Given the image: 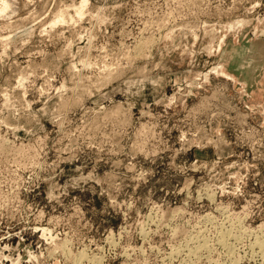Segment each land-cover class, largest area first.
<instances>
[{
    "label": "rangeland",
    "instance_id": "rangeland-1",
    "mask_svg": "<svg viewBox=\"0 0 264 264\" xmlns=\"http://www.w3.org/2000/svg\"><path fill=\"white\" fill-rule=\"evenodd\" d=\"M241 39L264 0H0V264H264Z\"/></svg>",
    "mask_w": 264,
    "mask_h": 264
},
{
    "label": "water",
    "instance_id": "water-1",
    "mask_svg": "<svg viewBox=\"0 0 264 264\" xmlns=\"http://www.w3.org/2000/svg\"><path fill=\"white\" fill-rule=\"evenodd\" d=\"M229 48L227 71L245 85L246 93L254 96L264 89V39H241L239 45Z\"/></svg>",
    "mask_w": 264,
    "mask_h": 264
},
{
    "label": "bare ground",
    "instance_id": "bare-ground-1",
    "mask_svg": "<svg viewBox=\"0 0 264 264\" xmlns=\"http://www.w3.org/2000/svg\"><path fill=\"white\" fill-rule=\"evenodd\" d=\"M7 5V4H6ZM4 4L5 7H3V10H1L2 12L6 11L7 10V6ZM261 251L264 255V246L261 247Z\"/></svg>",
    "mask_w": 264,
    "mask_h": 264
}]
</instances>
